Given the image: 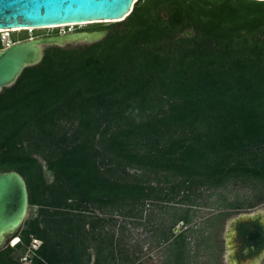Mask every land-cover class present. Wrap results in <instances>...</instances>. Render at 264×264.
<instances>
[{
	"label": "trees",
	"instance_id": "16d2710c",
	"mask_svg": "<svg viewBox=\"0 0 264 264\" xmlns=\"http://www.w3.org/2000/svg\"><path fill=\"white\" fill-rule=\"evenodd\" d=\"M90 26L105 37L45 48L0 92V172L23 178L36 209L0 264H144L118 218L150 206L166 214L152 229L163 264H193L201 193L248 191L220 195L211 227L264 204V2L138 0ZM246 233L260 250L259 228Z\"/></svg>",
	"mask_w": 264,
	"mask_h": 264
},
{
	"label": "water",
	"instance_id": "95a60500",
	"mask_svg": "<svg viewBox=\"0 0 264 264\" xmlns=\"http://www.w3.org/2000/svg\"><path fill=\"white\" fill-rule=\"evenodd\" d=\"M137 1L0 0V32L120 23L130 15ZM105 35L106 31L65 33L31 38L1 49L0 92L12 86L25 68L39 64L45 48L92 44L102 40ZM28 209V192L23 178L14 171L0 172V248L6 237H12L21 228Z\"/></svg>",
	"mask_w": 264,
	"mask_h": 264
},
{
	"label": "rangeland",
	"instance_id": "374dc122",
	"mask_svg": "<svg viewBox=\"0 0 264 264\" xmlns=\"http://www.w3.org/2000/svg\"><path fill=\"white\" fill-rule=\"evenodd\" d=\"M89 27L91 26L80 25L35 31L29 30L26 32L31 39L54 36L55 32H57V35L79 31L81 32ZM14 33H20V31ZM11 34L12 33L7 36L5 33H0V39L4 37L10 39ZM83 44L85 43L67 45L76 46ZM247 192L248 191L246 189L235 185L230 186L225 190L204 191L201 193V197L198 199V203L200 205L193 208L194 218L191 224V227L196 232L195 238H191V252L192 255L195 254L193 256V264H264V251L251 260L238 262L235 236V224L240 219H260L264 225V204H261L253 209H242L232 212V214L225 218L222 223L213 225L212 227L210 226L214 216L223 211V209L218 205L220 195L231 201L234 197L241 199ZM166 205L171 208L168 204ZM35 213V208H29L26 219L33 217ZM147 213H150L151 220L148 225L146 224ZM160 217L165 221L166 214L163 215L159 213L156 207L150 206L146 207L143 219L141 220L118 218V223L123 225L125 229L123 234L124 245L127 249L135 251V254L141 258V261L144 264H163L165 245L156 244V239L152 232L153 226H155L153 223L158 221ZM184 229L185 227L182 223H179L174 232L178 233ZM13 236L6 237L1 248L4 247L5 244L10 246L11 241L14 239ZM207 236L209 239L205 243H201L202 239ZM29 255L30 253L27 251L21 259L28 258ZM22 263L26 262L22 261Z\"/></svg>",
	"mask_w": 264,
	"mask_h": 264
},
{
	"label": "flooded vegetation",
	"instance_id": "af4514ba",
	"mask_svg": "<svg viewBox=\"0 0 264 264\" xmlns=\"http://www.w3.org/2000/svg\"><path fill=\"white\" fill-rule=\"evenodd\" d=\"M259 228L261 236L264 237V225L260 219H240L235 224V236L237 243V261H248L264 251L263 247L257 250L254 246H246L245 240L242 238V234L246 233L248 236L253 234L254 231ZM249 232V233H248Z\"/></svg>",
	"mask_w": 264,
	"mask_h": 264
},
{
	"label": "built area",
	"instance_id": "2783aa9c",
	"mask_svg": "<svg viewBox=\"0 0 264 264\" xmlns=\"http://www.w3.org/2000/svg\"><path fill=\"white\" fill-rule=\"evenodd\" d=\"M0 33H5L7 36L10 34L9 32H0ZM0 44L3 48H6V47H9L10 45H12L14 43L11 42V39L4 37V38L0 39ZM15 239L19 240L18 238H15ZM11 243H12V241H11ZM14 245L10 244L11 247H13ZM39 245H40L39 241L33 240L32 245H31V249L35 250L38 248ZM22 261L28 263V258L21 259V262Z\"/></svg>",
	"mask_w": 264,
	"mask_h": 264
},
{
	"label": "bare ground",
	"instance_id": "6f19581e",
	"mask_svg": "<svg viewBox=\"0 0 264 264\" xmlns=\"http://www.w3.org/2000/svg\"><path fill=\"white\" fill-rule=\"evenodd\" d=\"M69 26H72V25H69ZM17 241H18V240L14 238V239L12 240V243H11V244L14 245V244L17 243Z\"/></svg>",
	"mask_w": 264,
	"mask_h": 264
},
{
	"label": "clouds",
	"instance_id": "9594fccd",
	"mask_svg": "<svg viewBox=\"0 0 264 264\" xmlns=\"http://www.w3.org/2000/svg\"><path fill=\"white\" fill-rule=\"evenodd\" d=\"M19 241V240H18ZM18 241H17V243H18Z\"/></svg>",
	"mask_w": 264,
	"mask_h": 264
}]
</instances>
